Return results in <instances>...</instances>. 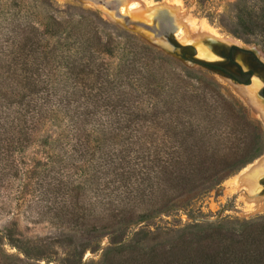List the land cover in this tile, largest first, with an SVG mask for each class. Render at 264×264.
<instances>
[{"label": "trees", "instance_id": "1", "mask_svg": "<svg viewBox=\"0 0 264 264\" xmlns=\"http://www.w3.org/2000/svg\"><path fill=\"white\" fill-rule=\"evenodd\" d=\"M259 1L239 0L219 24L264 49ZM50 7L43 27L13 19L0 37V190L7 206L14 200L60 230L34 241L7 226L24 257L2 253L0 264H37L53 242L70 248L68 264H83L104 236L100 264H264V215L128 237L131 225L204 196L263 154V129L246 106L98 12ZM240 50L255 59L233 45L225 60L198 63L249 83ZM53 120L65 125L39 137Z\"/></svg>", "mask_w": 264, "mask_h": 264}, {"label": "rangeland", "instance_id": "2", "mask_svg": "<svg viewBox=\"0 0 264 264\" xmlns=\"http://www.w3.org/2000/svg\"><path fill=\"white\" fill-rule=\"evenodd\" d=\"M149 1L160 2L163 0ZM181 1L185 9L192 15V18L205 20L212 27L217 29L227 40H229L230 37L233 39L232 42L220 41L213 38L204 40L203 43L207 45L209 49L211 48L209 41L222 42L227 45L226 49L236 45L241 49L253 50L259 58L264 60V49L258 42L247 43L243 39L229 33L219 24L220 14L229 11L231 6L239 0ZM248 3L251 6H257L260 4V1L248 0ZM50 4H53L55 7L72 5L88 11L98 12L107 21L122 30L138 36L146 44L174 57L193 70L213 77L222 85L226 92L237 97L246 106L250 118L258 122L264 132V121L252 105L234 91L230 83L231 78L222 72L210 71L204 66H201L198 61L205 59L198 58L196 54H192L189 49L190 45L195 46L194 42L182 43L178 40L176 36L178 29L177 16L167 7L159 9L156 14L153 15L152 22H148L144 18L132 14L133 5H135L133 0H0V37L5 34V29H9L13 19L21 24L25 21H30L32 25L43 27L41 23L38 24V22L39 20L40 22L44 20L42 14L45 12H52ZM162 10L166 11L167 17L164 19L158 17L159 12ZM22 16L29 20H23L24 18ZM242 54L245 53L241 50L237 51L235 60L242 68L247 69L248 65L244 61ZM220 57L221 56H219V58ZM222 58L223 57H221V59ZM255 75L260 77L258 74ZM61 124L62 122H60V120H53V122L49 121L42 126L38 136L41 137L42 135L53 133V131L59 132L65 125L64 123L62 127H59ZM39 134L42 135L40 136ZM262 155H264V152ZM239 172L228 177L221 184L209 190L207 194L200 198L186 199L183 202L181 200L177 208L161 212L149 219L136 222L131 225L128 237H131L132 234L139 229H154L157 225H167L173 228L183 226L193 221L223 222L230 220L242 222L259 217L261 218V215H264V208L257 209L253 206V202L255 200L264 201V184H261V177L264 175L260 177L257 176L256 188H248L247 185H242L243 183L238 184V182H236ZM252 189L255 191L253 192ZM4 190L6 189L3 188L0 190V255L2 253H7L22 258L24 255L5 237V228H7V226H15L14 238H22L25 236L34 239V241L51 238L54 234L59 232L60 226L58 223L51 222L49 219H44L43 217L39 219L34 214L28 215L23 206L16 207V201L14 200L13 206H7L5 203L6 198L4 197ZM18 232H20L21 235H19ZM110 241V236H104L101 238L98 246L86 250L83 254V264L90 262L100 264L103 252L110 244ZM49 252V257L40 259L37 261V264H68L70 248L67 246L53 242Z\"/></svg>", "mask_w": 264, "mask_h": 264}, {"label": "bare ground", "instance_id": "3", "mask_svg": "<svg viewBox=\"0 0 264 264\" xmlns=\"http://www.w3.org/2000/svg\"><path fill=\"white\" fill-rule=\"evenodd\" d=\"M133 2L135 5H133V11L131 10L132 14H136L137 16L144 18L148 22H152L153 15L156 14L159 9L165 7L171 9L177 16L178 29L176 36L178 40L182 43L191 41L194 42L197 49L196 56L200 59L214 61L218 60L219 58V56L215 54L211 48L209 49V47L203 43L204 40L213 38L225 42L233 41L231 37L229 40H227L217 31V29L212 27L205 20H197L194 19V17L192 18V15H190L185 9L181 0H163L160 2H152L149 0H133ZM220 59L221 57L219 60ZM230 83L234 91L247 100L259 113L260 117L264 119V99L259 95V90L263 85L261 79L255 75L252 78V83L249 85L236 83L233 80H231ZM262 175H264V155L260 156L254 162L244 167L237 175L236 182H238V184L243 183L242 185H247L248 188L255 187L257 185V176L260 177ZM253 206H255L257 209L264 208V201L255 200L253 202Z\"/></svg>", "mask_w": 264, "mask_h": 264}, {"label": "flooded vegetation", "instance_id": "4", "mask_svg": "<svg viewBox=\"0 0 264 264\" xmlns=\"http://www.w3.org/2000/svg\"><path fill=\"white\" fill-rule=\"evenodd\" d=\"M251 51V50H250ZM252 52V51H251ZM222 53L224 55H227L230 53V51H228V49L222 51ZM221 53V54H222ZM252 55L255 57V59L249 57L248 55L244 54L243 55V59L246 62V64L248 65L247 69L242 68L244 71H251L252 73L250 74V82L249 83H244V84H250L252 83L251 79L253 78V76H255V74H258L261 79V81L263 82L262 87L259 90V95L261 96V98L264 99V63L252 52ZM222 59L220 60H225V57L222 55ZM237 62V61H236ZM238 63V62H237ZM239 64V63H238ZM240 65V64H239ZM241 66V65H240ZM242 67V66H241ZM235 70V73H238V69H233ZM231 79H233L232 77H230ZM235 80V79H233ZM236 81V80H235ZM237 82V81H236ZM240 83V82H239ZM261 119L264 121V119L261 117ZM261 184H264V176L261 177ZM264 189V188H263Z\"/></svg>", "mask_w": 264, "mask_h": 264}, {"label": "water", "instance_id": "5", "mask_svg": "<svg viewBox=\"0 0 264 264\" xmlns=\"http://www.w3.org/2000/svg\"><path fill=\"white\" fill-rule=\"evenodd\" d=\"M158 17L161 19H164L165 17H167L166 16V11L165 10H162L161 12H159V14H158ZM209 45L211 46V50L215 53V54H218L219 56H221L222 57V51H224V50H226V48H227V45L226 44H224V43H222V42H215V41H209ZM189 49H190V51L192 52V54H197V49H196V47L195 46H193V45H190L189 46ZM253 51V50H252ZM253 53L256 55V53L253 51ZM242 55H244V54H242ZM257 56V55H256ZM258 57V56H257ZM259 58V57H258ZM263 63H264V60L263 59H261V58H259ZM215 61V60H214ZM231 80H233V79H231ZM234 82H236V81H234ZM236 83H239V82H236ZM242 84H244V83H242Z\"/></svg>", "mask_w": 264, "mask_h": 264}]
</instances>
